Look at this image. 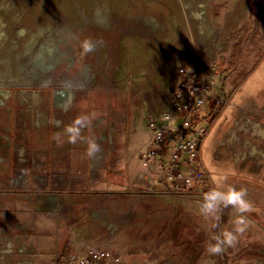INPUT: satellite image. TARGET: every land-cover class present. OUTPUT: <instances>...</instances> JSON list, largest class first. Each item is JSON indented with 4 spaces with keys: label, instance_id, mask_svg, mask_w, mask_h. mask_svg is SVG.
Returning a JSON list of instances; mask_svg holds the SVG:
<instances>
[{
    "label": "rangeland",
    "instance_id": "374dc122",
    "mask_svg": "<svg viewBox=\"0 0 264 264\" xmlns=\"http://www.w3.org/2000/svg\"><path fill=\"white\" fill-rule=\"evenodd\" d=\"M237 3L0 0V173L8 176L10 171V190L28 198L42 194L49 204L52 198L62 200L53 191L68 190L69 177L61 168L65 154L79 165L78 154L86 152L90 139L100 145L98 155L110 154L116 159L124 154L130 163L128 182H133L145 170L139 160L153 136L148 121L153 114L148 115L147 110H165L164 97L179 85V68L191 73L200 65L215 63L218 78L210 84V99L220 100L214 95L217 90L220 95H230L253 67L264 63V0L246 1L248 7L240 8L245 15L228 17L236 12ZM85 39L92 41L91 51L83 50ZM259 110L264 125V103ZM81 115L88 116V123L75 143H70L65 129ZM241 115L219 138L216 157L220 170L210 173L217 194L212 189L213 194H208L210 189L203 185L208 194L203 199L212 200V225L202 218L194 222L198 231L194 247L189 239L192 228L180 209L170 230L162 235L168 246L166 258L175 264L244 263L242 256L248 250L242 245L248 243L252 245L247 254L252 258L244 264H264V255L257 253L264 248V140L254 135H261L263 128H255L259 121L253 120L252 113L245 111L251 123H245ZM250 136L253 145L247 141ZM54 159L60 160L58 170L48 165ZM101 173V183L93 185L95 188H124L106 182L107 173ZM233 188L246 190L245 200L251 205L246 213L224 206L234 198ZM132 189L143 190L140 186ZM241 215L246 217V226L237 234L235 254H230L228 246L219 254L208 252L205 238L209 233L234 230ZM43 220L32 235L39 254L48 259L62 248L61 258L66 261L74 254L67 227L58 229L45 215ZM62 230L67 233L64 243ZM71 237L76 240L77 234L73 232ZM130 258L122 259L136 260ZM24 261L37 264L32 257H17L15 263Z\"/></svg>",
    "mask_w": 264,
    "mask_h": 264
},
{
    "label": "crops",
    "instance_id": "0c3cea01",
    "mask_svg": "<svg viewBox=\"0 0 264 264\" xmlns=\"http://www.w3.org/2000/svg\"><path fill=\"white\" fill-rule=\"evenodd\" d=\"M237 1L236 12L229 14L228 17L245 15L240 8L245 10L248 7L246 1L249 0ZM263 65L264 63H259L258 66L253 67L254 69L241 79V83H237L238 87L232 89L230 95L225 94L224 90H222L224 95H220V90H217L214 95L220 100L210 99L207 102L208 108L204 106L199 113L198 122L194 126L199 127L201 124H206L201 127L209 131L208 136L201 143L200 160L196 165L206 169L209 176L212 171L220 170V162L216 157L219 154V138L232 123L234 124L236 117L242 113L241 116L245 123H251L249 115L245 118V111L252 113L253 120L259 121L255 128L264 130V125L260 124L262 114L259 113V106L264 103V100L260 102V98H264ZM228 100H230L229 104ZM163 110L164 107H161L159 112L153 113L152 110H147V112L148 115L150 113L158 115ZM254 135L264 140L262 135L256 132ZM253 136L247 138L250 145L254 144ZM80 152L78 154L79 165L73 164V161L65 154L61 168L67 171L69 177L66 183L68 190H54L53 192L57 193L62 200L55 198L50 201V204L46 203L42 194L38 193L28 198L25 194L10 190V185L7 184L11 175L10 171H8V176L0 173V264H16L17 257H32L37 264H59V262L65 264L66 261L61 258L62 248L56 255L45 259L39 254L37 245L33 241L32 235L44 223L43 215L56 224L58 229L67 227L68 240L73 246L74 253L70 256H83L92 248L109 249L108 247H112L109 250L115 251L122 258L136 259L127 262L131 264H175L176 261L173 262L166 258L168 255L165 251L168 250V246H164L162 235L170 230L172 221L178 216L177 211L180 209L188 219L187 224L192 228L189 234V239L193 240L192 243L194 242L192 246L196 247L198 244L196 241L198 231L194 229V222L202 218L204 222L206 220L210 222L209 226L212 225V216L210 217L212 212L202 213V207L207 206L209 209L212 205V200L209 202L203 197L216 191L212 187L211 177L208 183L203 184L210 189L208 194H205L203 185L198 189L176 191L158 184L157 176L150 173V169L143 165L140 158L139 164L145 170L136 174L134 181L129 183L126 168L130 163L127 162L128 159L124 154L114 159L110 157V154L104 156L95 154L94 157H88L84 150ZM102 161H104L103 168ZM59 162V159L56 161L54 159L48 165L50 168L56 166L58 170ZM221 167L224 166L221 165ZM101 172L107 173L106 182L120 184L124 188L115 190L95 188L101 183ZM113 172L116 173L115 177L109 176ZM98 173L101 174L100 179H98ZM220 173L227 177L230 176L224 172ZM139 186L143 190L132 189ZM62 211L64 215L59 216ZM73 232L77 234L76 240L71 237ZM208 237L205 238L206 242L209 240ZM154 243L157 244L156 247H153ZM251 245V243L243 244L242 247L249 252ZM235 247V243L228 246L231 255L235 254L237 249ZM247 252L242 256L244 263H249L252 258L250 256L252 254H247ZM196 262L194 263L197 264ZM177 263L186 264L180 261ZM244 263L238 262L237 264ZM19 264H26V262H19Z\"/></svg>",
    "mask_w": 264,
    "mask_h": 264
},
{
    "label": "built area",
    "instance_id": "2783aa9c",
    "mask_svg": "<svg viewBox=\"0 0 264 264\" xmlns=\"http://www.w3.org/2000/svg\"><path fill=\"white\" fill-rule=\"evenodd\" d=\"M177 74L180 82L164 97L165 110L149 118L153 136L141 160L150 173L157 176L158 184L176 191H189L210 181L207 170L196 165L200 160L201 143L209 130L194 125L199 112L212 98L210 84L218 78V70L212 62L200 65L191 73L181 67ZM64 263L131 264L116 252L100 248H92L83 256H70Z\"/></svg>",
    "mask_w": 264,
    "mask_h": 264
},
{
    "label": "clouds",
    "instance_id": "9594fccd",
    "mask_svg": "<svg viewBox=\"0 0 264 264\" xmlns=\"http://www.w3.org/2000/svg\"><path fill=\"white\" fill-rule=\"evenodd\" d=\"M83 50L85 52L91 51L93 48V43L89 39H85L82 42ZM88 123V116L81 115L78 116L73 124L65 129L69 135L67 136V140L70 143H75V141L79 138L80 130L84 128ZM57 141L60 142V137H56ZM100 150V145L96 142L95 139H90L88 141V146L86 148V155L88 157H94L97 152ZM234 193V198L228 200L224 206H234L238 208L240 213H246L251 208V205L248 204L245 200L246 190L243 188L232 189ZM209 211L207 206L202 207V213ZM246 217L241 215L236 220V227L234 230H231L227 233H209V243L207 245V251L212 254H219L224 251L226 246H231L234 244L237 234L244 231L246 226Z\"/></svg>",
    "mask_w": 264,
    "mask_h": 264
},
{
    "label": "trees",
    "instance_id": "16d2710c",
    "mask_svg": "<svg viewBox=\"0 0 264 264\" xmlns=\"http://www.w3.org/2000/svg\"><path fill=\"white\" fill-rule=\"evenodd\" d=\"M61 233H62V235H63V242H62V243H64V242H66V240H67V233L64 232V230H62Z\"/></svg>",
    "mask_w": 264,
    "mask_h": 264
},
{
    "label": "bare ground",
    "instance_id": "6f19581e",
    "mask_svg": "<svg viewBox=\"0 0 264 264\" xmlns=\"http://www.w3.org/2000/svg\"><path fill=\"white\" fill-rule=\"evenodd\" d=\"M202 30H204V29H202ZM262 127H263V126H262ZM257 128H258V127H257ZM258 129H259V128H258ZM258 131H261V130L259 129ZM260 134L264 137V130H262ZM231 136H232V135H231ZM262 136H261V137H262ZM252 151H254V150H252Z\"/></svg>",
    "mask_w": 264,
    "mask_h": 264
},
{
    "label": "flooded vegetation",
    "instance_id": "af4514ba",
    "mask_svg": "<svg viewBox=\"0 0 264 264\" xmlns=\"http://www.w3.org/2000/svg\"><path fill=\"white\" fill-rule=\"evenodd\" d=\"M254 219V218H253ZM258 252H261L263 255H264V249L263 248H260L257 250Z\"/></svg>",
    "mask_w": 264,
    "mask_h": 264
},
{
    "label": "water",
    "instance_id": "95a60500",
    "mask_svg": "<svg viewBox=\"0 0 264 264\" xmlns=\"http://www.w3.org/2000/svg\"><path fill=\"white\" fill-rule=\"evenodd\" d=\"M52 199H54V198H52Z\"/></svg>",
    "mask_w": 264,
    "mask_h": 264
}]
</instances>
